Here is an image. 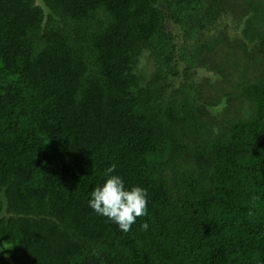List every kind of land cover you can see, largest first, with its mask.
I'll list each match as a JSON object with an SVG mask.
<instances>
[{"label":"trees","instance_id":"obj_1","mask_svg":"<svg viewBox=\"0 0 264 264\" xmlns=\"http://www.w3.org/2000/svg\"><path fill=\"white\" fill-rule=\"evenodd\" d=\"M44 2L0 0V264H264L263 28L216 32L219 0ZM204 59L216 84L172 77ZM111 164L148 192L128 232L88 206Z\"/></svg>","mask_w":264,"mask_h":264},{"label":"clouds","instance_id":"obj_2","mask_svg":"<svg viewBox=\"0 0 264 264\" xmlns=\"http://www.w3.org/2000/svg\"><path fill=\"white\" fill-rule=\"evenodd\" d=\"M116 168V164H111L105 169L102 182L90 192L88 206L121 231L128 232L138 217L147 214L148 192L138 185L126 186ZM142 227L146 230L148 225Z\"/></svg>","mask_w":264,"mask_h":264},{"label":"flooded vegetation","instance_id":"obj_3","mask_svg":"<svg viewBox=\"0 0 264 264\" xmlns=\"http://www.w3.org/2000/svg\"><path fill=\"white\" fill-rule=\"evenodd\" d=\"M246 3H248L250 6H252L251 8L248 7H244L243 5H246ZM219 6H220V10L224 9L225 11L221 12V14H219L216 10L214 12V15L219 17V21H217L216 23V32L221 33L220 31L223 30V27H225L226 25H228L229 27L231 26L232 29H230V35L233 37V39L236 38V36L242 35V32H246L248 34V29H252V25L250 26V23H256L259 19L256 18L255 21H249L246 25V27L240 26V23L238 21L239 17H238V13H242L243 15H248V13H252L253 16H256L258 13L257 9L260 7L262 10V14L264 15V0H219ZM244 7L245 11H242L241 7ZM262 15V16H263ZM223 18V19H222ZM217 20V19H215ZM167 29L170 30L172 32V34H174V42L179 43V45L181 46L182 44H185L187 46V42H184V35L186 34V32L184 30H182L179 26V23L177 21H175L174 19H171L170 23H166ZM248 28V29H247ZM238 32H233V30H237ZM193 31L197 34V35H201L202 37V41H204L206 38L203 34H200L201 31H199L197 28L193 27ZM258 31L257 29H253V32L255 34H257ZM210 36V32L208 34V37ZM193 38H196V35L193 34ZM192 38V40H194ZM225 38V37H224ZM223 38V39H224ZM225 40L228 41V39L226 38ZM178 45V46H179ZM185 46V47H186ZM148 52H151V50L145 49L144 54L141 56L140 60L138 61L137 64L138 65V69L140 71L143 72V69L145 72L148 71H153L156 69V60L153 58H150L149 55H147ZM204 64H202L201 62H198L196 65L193 66V70L192 73L184 75V74H180L177 75L175 74L172 77H176L178 79H181V81L185 80V77L188 78L189 81L194 82L196 84V86L198 87H202V88H207L210 87L213 84H216L218 82V69L217 66L215 67L214 65H209V59H204ZM185 62H181L180 65L176 66V69H180L181 66H185L186 64H184ZM176 72V71H175ZM174 72V73H175ZM210 76V77H205L204 76ZM215 77V78H214ZM201 78V79H199Z\"/></svg>","mask_w":264,"mask_h":264},{"label":"rangeland","instance_id":"obj_4","mask_svg":"<svg viewBox=\"0 0 264 264\" xmlns=\"http://www.w3.org/2000/svg\"><path fill=\"white\" fill-rule=\"evenodd\" d=\"M246 1H249V0H246ZM244 7H248V8H251L252 6H250L248 3H246V5H243ZM241 7V9H242V11H245V9H244V7H242V6H240ZM257 11H258V13H255V14H257L256 16H253L252 15V13H251V11H250V13H248V15H243L241 12L240 13H238V17H239V19H238V21H239V23H240V26H243V27H246V25H247V23L249 22V21H255L256 20V18L257 19H259L258 21H257V25H258V27H262L263 28V30H264V15L262 14V10H261V8L259 7L258 9H257ZM263 15V16H262ZM263 30H258L257 32H259L260 34H263L264 35V31ZM250 35L249 34H247L246 36H244L243 38H244V40H248V39H250ZM241 39H242V35H239V37L238 38H236V40L234 41L235 42V44H238V43H241ZM209 55H211V53H208ZM253 56H258V54L256 53V51L253 53ZM257 58H260V57H256V62H255V64L254 65H256L257 64ZM209 65H214L215 67H216V65H215V62L213 61V60H211V59H209ZM254 69V66L252 65L251 67H250V71H252ZM226 74H227V76L229 77V79H231V80H233L234 79V75H233V73H232V71H230V70H227L226 71ZM219 75V74H218ZM205 77H210V76H207V75H205L204 76V78ZM221 76L219 75V78H220ZM215 78V77H214ZM218 78V79H219ZM199 79H201V78H199ZM229 87V86H228ZM215 96V95H214Z\"/></svg>","mask_w":264,"mask_h":264},{"label":"water","instance_id":"obj_5","mask_svg":"<svg viewBox=\"0 0 264 264\" xmlns=\"http://www.w3.org/2000/svg\"><path fill=\"white\" fill-rule=\"evenodd\" d=\"M35 2H36L37 5H40L43 8V10H44V15H45L44 20H43V24H44L47 21V18H48L49 7L45 5L44 0H35ZM5 213H6V211L4 210L3 214H5ZM47 218H51V217L47 216ZM1 257L6 258V259H10V256L5 254V253H3L1 248H0V258Z\"/></svg>","mask_w":264,"mask_h":264}]
</instances>
